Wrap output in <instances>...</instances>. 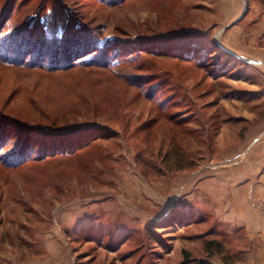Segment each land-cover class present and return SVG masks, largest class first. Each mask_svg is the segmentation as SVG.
Returning a JSON list of instances; mask_svg holds the SVG:
<instances>
[{
  "label": "rangeland",
  "instance_id": "374dc122",
  "mask_svg": "<svg viewBox=\"0 0 264 264\" xmlns=\"http://www.w3.org/2000/svg\"><path fill=\"white\" fill-rule=\"evenodd\" d=\"M0 142V264H264V0H0Z\"/></svg>",
  "mask_w": 264,
  "mask_h": 264
},
{
  "label": "water",
  "instance_id": "95a60500",
  "mask_svg": "<svg viewBox=\"0 0 264 264\" xmlns=\"http://www.w3.org/2000/svg\"><path fill=\"white\" fill-rule=\"evenodd\" d=\"M246 11V5L244 4V7H243V10L239 16V18L245 13ZM236 57H238L240 60L244 61L245 63H251V64H260L261 61L259 60H256V59H248V58H245L243 56H240V55H236L234 54Z\"/></svg>",
  "mask_w": 264,
  "mask_h": 264
},
{
  "label": "trees",
  "instance_id": "16d2710c",
  "mask_svg": "<svg viewBox=\"0 0 264 264\" xmlns=\"http://www.w3.org/2000/svg\"><path fill=\"white\" fill-rule=\"evenodd\" d=\"M50 133V134H58V133H65L66 131L65 130H63L62 132H61V130H55V131H47V132H44V133ZM1 145H3V143H1L0 142V147H1ZM186 257V259H187V255L185 256ZM195 264H210V263H208L207 261H205V260H200V261H197Z\"/></svg>",
  "mask_w": 264,
  "mask_h": 264
}]
</instances>
